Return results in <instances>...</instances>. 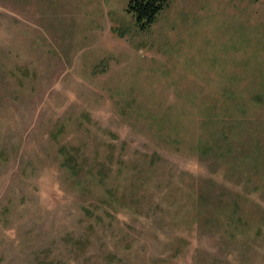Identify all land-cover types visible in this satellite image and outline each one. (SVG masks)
I'll list each match as a JSON object with an SVG mask.
<instances>
[{
	"label": "rangeland",
	"instance_id": "obj_1",
	"mask_svg": "<svg viewBox=\"0 0 264 264\" xmlns=\"http://www.w3.org/2000/svg\"><path fill=\"white\" fill-rule=\"evenodd\" d=\"M128 3L0 0V264H264V0Z\"/></svg>",
	"mask_w": 264,
	"mask_h": 264
},
{
	"label": "trees",
	"instance_id": "obj_2",
	"mask_svg": "<svg viewBox=\"0 0 264 264\" xmlns=\"http://www.w3.org/2000/svg\"><path fill=\"white\" fill-rule=\"evenodd\" d=\"M169 0H129L128 11L131 12L142 27L150 25L156 18L157 14L167 5ZM67 157L64 165L71 171H77L76 160L66 150L63 151Z\"/></svg>",
	"mask_w": 264,
	"mask_h": 264
}]
</instances>
